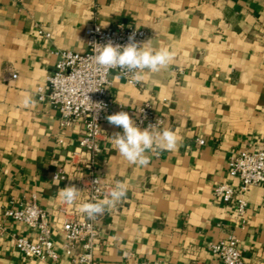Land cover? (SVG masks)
I'll return each mask as SVG.
<instances>
[{"label":"crops","instance_id":"crops-1","mask_svg":"<svg viewBox=\"0 0 264 264\" xmlns=\"http://www.w3.org/2000/svg\"><path fill=\"white\" fill-rule=\"evenodd\" d=\"M93 23L146 28V46L174 52L143 82L111 73L108 92L116 113L135 121L149 103L166 120L161 129L181 137L176 151H151L147 166L130 165L110 140L123 129L103 119L95 172L104 193L117 181L128 192L98 223L97 264H220L209 244L230 233L244 264H264V183L246 191L244 220L215 195L217 184L232 182L229 159L264 141V0H0V264H47L16 246L20 236L37 241V231L5 215L33 198L62 240V209L71 204L58 191L87 173L79 146L86 128L83 120L62 125L37 90L48 93L58 52L88 50ZM25 95L35 103L25 107ZM62 171L70 183L54 178Z\"/></svg>","mask_w":264,"mask_h":264},{"label":"built area","instance_id":"built-area-1","mask_svg":"<svg viewBox=\"0 0 264 264\" xmlns=\"http://www.w3.org/2000/svg\"><path fill=\"white\" fill-rule=\"evenodd\" d=\"M39 33L50 37V33L42 28ZM133 34L135 41L142 45L148 30L133 26L105 29L93 23L87 29L88 50L83 53L70 50L58 52L55 70L47 79L48 93L42 86L37 90L41 100L49 101L58 110L62 125L69 126L77 120H83L86 133L79 146L89 158L85 164L87 173L74 183L80 190L79 197L75 203L62 209L60 243L56 242L52 227L46 221V210L35 198L21 207L5 211L8 218L25 223L37 231V241L21 236L16 238L17 248L27 257L39 258L47 264H62V256L69 260V264H97L95 249L99 237L98 223L103 214L89 219L78 211V207L82 203L101 199L105 192V185L95 172V164L96 155L100 152L101 123L107 116L116 114L109 99L110 75L116 72L127 81L129 78L122 75L119 69L102 75L97 70L94 57L97 45L112 41L114 45L125 46ZM135 121L139 127L158 123L159 128H163L166 122L163 116L155 114L149 103L137 110ZM199 143L203 144L204 140H199ZM228 177L232 182L217 184L215 195L223 202L232 204L244 220L248 208L246 191L253 185L264 183V141L257 148L243 149L233 155L228 162ZM54 178L70 183L69 176L63 171L55 173ZM209 249L218 256L220 264H244L243 249L234 233L227 234L216 243H210ZM140 264L166 263L144 261Z\"/></svg>","mask_w":264,"mask_h":264},{"label":"clouds","instance_id":"clouds-1","mask_svg":"<svg viewBox=\"0 0 264 264\" xmlns=\"http://www.w3.org/2000/svg\"><path fill=\"white\" fill-rule=\"evenodd\" d=\"M146 45L148 42L142 45L136 42L135 34L129 36V42L125 46L114 45L112 41L97 45L94 57L97 70L103 75L110 70L119 69L122 75L129 78L130 84H135L145 81L148 73H158L173 62L174 52L169 48H153ZM22 103L25 107H29L35 103V100L31 95H25ZM107 120L110 125L123 129L122 133H115L110 140L112 148L130 165L145 167L149 164L148 152L176 151L181 143V137L174 130L161 129L158 123L142 129L125 111L109 115ZM127 192V184L117 181L109 191L104 193L102 199L82 203L78 211L89 219H94L123 200ZM79 194L80 190L76 187L68 186L58 191V199L62 203L73 204Z\"/></svg>","mask_w":264,"mask_h":264}]
</instances>
